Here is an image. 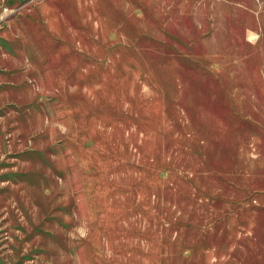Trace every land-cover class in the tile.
Returning a JSON list of instances; mask_svg holds the SVG:
<instances>
[{
	"label": "rangeland",
	"instance_id": "1",
	"mask_svg": "<svg viewBox=\"0 0 264 264\" xmlns=\"http://www.w3.org/2000/svg\"><path fill=\"white\" fill-rule=\"evenodd\" d=\"M0 264H264V0H0Z\"/></svg>",
	"mask_w": 264,
	"mask_h": 264
}]
</instances>
